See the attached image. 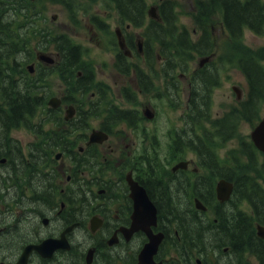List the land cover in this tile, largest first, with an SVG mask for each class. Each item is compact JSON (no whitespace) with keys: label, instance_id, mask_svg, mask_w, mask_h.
<instances>
[{"label":"flooded vegetation","instance_id":"flooded-vegetation-1","mask_svg":"<svg viewBox=\"0 0 264 264\" xmlns=\"http://www.w3.org/2000/svg\"><path fill=\"white\" fill-rule=\"evenodd\" d=\"M136 67L140 68L139 65ZM133 71L135 72L133 77H136L138 72L132 65L131 74ZM106 89L101 84V93L109 101L105 94ZM122 97L127 104H138L137 96H133L128 88L123 89ZM138 106L141 107L140 104ZM149 109L150 107L146 106L141 112L137 108H124L121 113L122 125L136 129L145 116H149ZM132 119H135L133 124ZM63 128L67 132H74L76 136L73 137L75 146L70 149L71 144L68 143L66 150L62 151L64 157L67 156L69 165L72 163L70 168L66 169L68 165L61 164V160H54L47 172L25 174L22 191H0V206L3 207V210L0 207V264H20L28 247H37L46 241H50V247L47 246L41 251L32 249L23 264H140V254L149 243V238L142 231L131 232L135 201L131 197L127 181L129 174H133V179L146 188L150 199L158 209V225L152 228L153 231L163 232L165 235L164 243L157 255L153 256L154 262L150 264H175L176 257L174 254L171 255L173 245L166 243V239L173 238V232L179 237V232L172 228V223L176 221L172 212L177 210L191 212L197 209L191 206L190 191L182 188L177 190V196L174 197L179 206L171 207L170 201L167 206V197L163 199L158 195L154 182L159 178H169L171 182L184 178V182H189L184 176L189 178L193 162L187 170L176 171V175L167 176L157 175L150 169L151 165H148L149 169L145 171L140 166L143 162H135L128 169L126 162L130 154L127 152V147L122 148L113 143L89 145L86 138L82 142L84 147L79 149L78 133L83 134L85 131L89 134L86 131L89 129L93 131L94 128L79 126ZM116 128L118 126L106 125V123L100 125V129L108 134L114 133ZM33 134L36 139L40 137ZM44 139L47 140V137ZM13 141L10 132L2 136L0 131V151H7L2 155L0 153V164L2 159H8L13 155L9 153ZM23 145L27 152L25 161L32 163L34 156L42 154L35 152L36 144ZM139 156L142 159H149L144 158V154ZM180 161L186 159L177 155L173 165ZM43 168H47V165L43 164L40 170ZM237 202L235 198L229 202L230 206L227 205L228 202L221 203L220 206L210 208V213L196 214V219L206 224L211 220L212 214H216L213 220L223 225L232 214L239 213ZM11 206L13 208H10ZM33 222L45 230L53 222H57V226L51 231L36 233L31 226ZM188 229L184 228L186 232ZM94 230L97 231L93 232ZM81 232L89 234L90 239L82 240ZM253 242L250 241L249 244ZM245 246L242 249L235 248L232 255L234 257L236 254L240 255ZM226 253L228 255V250ZM194 254L192 250L186 251L184 264H195L194 260L197 264H205L204 255L202 262L198 261L200 253L193 257ZM215 254L220 255V250ZM235 264H238V257H235Z\"/></svg>","mask_w":264,"mask_h":264},{"label":"trees","instance_id":"trees-1","mask_svg":"<svg viewBox=\"0 0 264 264\" xmlns=\"http://www.w3.org/2000/svg\"><path fill=\"white\" fill-rule=\"evenodd\" d=\"M113 1L116 2L119 13L123 17L125 16L127 21L132 22L135 26L143 24L146 14L145 0ZM33 7L30 0H0V98L2 101L0 104V131L7 132L11 128L20 126L30 127L31 122L42 109L44 112H49L50 116L53 115V111L47 108L46 101L41 94V85L39 84L41 76L39 74L30 75L26 68L32 41L36 40L38 47L44 45V48L54 47L55 51L60 54L57 68L61 69L62 73L65 72V76L70 77L74 71L82 72V76L77 80L80 89H88L94 82L93 72L88 71V66L83 60L82 48L75 45L64 34L54 35L48 30L41 29L38 26V12ZM198 8L199 15L196 17V22L200 24L201 35L194 42L189 32L177 24L174 1L166 0L160 6V15L165 26L152 22L155 27L151 28V31L155 35L154 40L159 42L168 63L175 61L174 54L169 50L174 46L180 48L176 51V54L180 56L188 52H196L200 55H209L213 52L214 41L211 29L207 24L215 15H221L222 25L230 39L240 46L245 29L251 30L256 35L264 33V0H207L198 2ZM148 36L150 35L148 34ZM238 65L249 83L248 97L240 104V117L254 123L258 111L264 103V68L255 55L249 51L241 54ZM207 75H209L207 69H202L193 78V83L196 81L195 85L198 84V88L192 95L191 115L197 121L199 118L207 117L206 113L210 108L211 90L206 89L205 82L213 81V79L211 75ZM131 123H135V119H132ZM216 125L219 127L216 130V136L223 140L232 137L237 129L236 124L227 120L217 121ZM206 139L207 143H211L212 139L209 133ZM199 143L201 147L197 149V152L207 159L204 162V167L210 170L211 177H220L231 181L236 179V191L233 198L238 199L237 207L239 202L249 201L255 210V220L264 224V188L251 174V170L263 174L264 165L259 168L258 153L253 144L249 141H241L240 153L248 158V162L245 164L240 162L232 169L225 165L222 166L214 149L204 145L200 139ZM10 158L12 162L21 160L19 154ZM247 165H249L248 170H246ZM209 181L210 179L205 183V181L198 180L194 184L191 183V186L197 187V191L200 189V191L206 192V195L200 193L202 198H212L214 197V183ZM154 188L160 197L163 199L167 197V206L170 201L168 197L171 198L170 203L175 204L174 197L177 196V193L173 185L164 183L162 179H156ZM181 188L185 189V186H181ZM177 206H179L178 202L175 207ZM238 210L239 213L231 216L229 214L230 218L223 225L212 226L202 224L191 212L180 210L172 212L176 217L175 222L179 224L180 228H183L182 236L185 237L186 228L192 232L191 237L189 236L191 243L184 251L208 247L214 245L216 241L222 243L221 247H229L232 252L235 248L242 249L244 245L247 246L250 241L245 238H250V234L256 237L255 232L252 231L253 220L248 218L246 213ZM213 248L216 247L213 246ZM247 252L252 253L257 259L260 257V264H264V256L258 253L262 252V247L259 248L256 245V249H246L240 255L243 256ZM229 264H235L234 258Z\"/></svg>","mask_w":264,"mask_h":264},{"label":"rangeland","instance_id":"rangeland-1","mask_svg":"<svg viewBox=\"0 0 264 264\" xmlns=\"http://www.w3.org/2000/svg\"><path fill=\"white\" fill-rule=\"evenodd\" d=\"M160 1L161 0H147V10H149L151 7H156L158 10ZM175 1L177 2L179 25L181 27H187L189 32L195 36L194 38L198 37L197 34L194 33L195 29L199 31L195 20V16L198 15V10L196 7L198 0ZM68 2L71 3L70 10L66 6L62 5L58 0H41L37 4V9H39L40 13L43 14V18H45V20L49 23V27L54 32H65L75 41V43L80 44L84 48L86 62L89 63L92 72L95 74L96 85L90 90L88 94H85L84 96L74 92L77 102H72V104L83 109L89 108L92 102L101 98L98 94V89L102 84L107 88V98L109 101L106 99V102H112L115 106L127 109L137 108L141 112H143L146 106H149L155 112L156 116L153 120H148L145 118L136 129L126 128L125 126L120 125L115 129L114 133L109 139L108 143L117 144L122 148L127 147V152L130 154V157L127 158L126 162L128 169H130V166L135 162H143V165L140 166L145 169H149L148 160L142 159V157L139 156L140 154H144V158L151 159L150 163L154 164L155 166L157 164L159 169L164 171H171V167L173 165L172 160H174L177 155H181L187 160H195L198 163L195 152L184 148L182 142L178 145L177 149L179 150L176 151L173 159L171 158L173 155V140L176 137L174 133L178 129L181 130L184 125L182 118L184 117V114L187 110L188 96L190 94L189 78L199 68L200 61H202V59L206 56L190 53L185 55V60L188 62V69L185 71L182 68H178L175 71V76L179 83L178 85L180 89L178 92L179 95H176V99H174L175 95L171 96L167 93L165 81L162 77V62L157 56V49L154 50L155 59L157 58L155 72H150L146 64L144 43L143 39L141 38L142 29L134 28L132 26L129 29H126V25L129 24H124L122 26L119 22L115 5L107 0H68ZM54 15H56V17H54ZM73 15H75L76 19L72 18ZM92 16H97L96 18L99 17L104 22V24H106L105 27L99 28L95 26L91 22L93 18ZM147 22H149V20H147ZM208 23L209 27L211 28L215 50L213 52L214 57L209 61L210 63L207 66L208 69H214L217 66L220 75V83L213 91V103L210 115L211 119L209 120V123H203L200 129V134L202 136L204 135V129L213 132L212 123L215 119L230 114L232 110H234V108H236L238 105L237 93L233 90L234 87L238 89L241 97L242 95L245 96L247 93L248 83L238 65V60L241 54L245 51H249L255 55L256 59H258L264 67V34L257 36L250 30H245L240 46L229 39L227 33L222 27L220 16H212V19L208 21ZM117 30H119V34L128 48L130 39H132L134 43H136V41L137 43H141L142 55L130 47L129 50L133 52V55L127 60L129 64H137L143 68L145 72L150 73L154 83L153 91L143 93L140 91L142 90L139 87L141 85L138 84L132 74L125 76L120 74L117 67V55L120 53V47L117 44ZM31 50V55L33 57L35 66L37 68H41L42 70H47V68H44V64L42 65L40 61L37 60L38 54H51L56 59V55L54 54L55 52L49 50L43 51L40 46L38 47L36 45V42L31 44ZM51 50H53V48H51ZM219 58L223 59L222 64H220ZM205 64L206 63H204L203 66H205ZM44 83L47 86V94L49 96L48 99L52 97L63 98L64 95H68L66 86L59 75L51 74L49 77L45 78ZM124 88H128L130 92H134L136 94L138 98V104L125 103L126 101H124L122 97ZM74 95L69 93L70 98ZM139 104L141 107L138 106ZM65 111L66 110L64 108V115ZM237 113L238 110H235L230 117L237 118ZM259 116L260 118H264V104L260 108ZM104 117L105 116L101 114L98 118L92 119L90 122V128L100 129V125L103 120L102 118ZM57 129L58 128H53V130ZM253 129L254 127L249 122L239 117L238 137L224 144L220 141L215 144L220 159L226 162L230 158V164L231 161L234 163V155L231 154V152L234 151L236 155H240L238 150L240 147V141L242 139L250 140ZM90 131L92 130L89 129L86 132L90 133ZM84 133L85 131L83 132V137H79L78 141L84 138ZM12 136L21 144L37 141L31 131L23 128L15 130ZM73 137L76 136L73 135ZM73 137H70L71 140ZM71 140H69V142ZM82 146L83 144L80 141L78 147ZM23 152L24 154H27L25 150ZM59 152H62V150ZM263 160L264 158L259 156L260 163ZM61 164H67L68 168L66 169L70 168L68 159L66 157L61 159ZM49 165L50 164L47 165V168H45L43 172H47L51 168ZM191 169L192 173L189 174V178H185L189 179V181L196 182L199 179H203L197 177L209 176V172L205 169L200 168L198 172H193V166H191ZM2 172L7 174L5 170ZM159 175L167 176L165 172ZM167 179L169 178H164V180ZM174 182L179 186L185 184L184 178H180L179 181ZM262 184L264 185V179ZM190 197H193L191 191ZM8 199H10V197ZM242 206L243 210L251 212V208L248 206V204L245 203ZM0 207L1 210H3V207ZM10 208H13V206ZM35 224L36 223L32 224L31 226L36 233L39 231H51L57 226V222H53L51 223V226L45 230L44 228H41L40 225ZM188 231L189 236L191 237L192 232L190 230ZM189 236L185 235V238L189 243H191ZM253 238L254 236L250 234V238L247 237L245 240L253 241ZM81 239H90L89 234H84L81 232ZM221 245L222 243L220 241H216L214 243V246L218 248V250L222 249ZM207 249L212 250V246H208ZM204 252L206 253L208 264H229V262H232L233 258L235 261V257H238V260L243 258V256H240L239 254H236L234 257V255L231 253L229 255H225L224 253L217 255L214 252H212L213 254L211 257L208 255L207 250H204ZM171 255L174 256L172 253ZM195 256L196 255L194 254L193 257ZM198 258L202 260V255L200 254ZM214 258L217 260L215 262H211ZM247 258L245 260H247ZM248 259L250 260L251 264H258V261L253 256L249 255ZM260 259L261 258L259 257L258 260ZM194 263L196 264V260H194ZM175 264L181 263L176 260Z\"/></svg>","mask_w":264,"mask_h":264},{"label":"water","instance_id":"water-1","mask_svg":"<svg viewBox=\"0 0 264 264\" xmlns=\"http://www.w3.org/2000/svg\"><path fill=\"white\" fill-rule=\"evenodd\" d=\"M121 47H123V43L120 42ZM39 58L41 60L47 61L48 63H53V59L46 55H40ZM51 101V105L53 102H57L53 104L54 107H57L59 104L58 101ZM70 113V112H69ZM72 113L69 114L68 117H71ZM106 135L101 132H94L91 136V142H103L106 140ZM252 139L259 150L264 152V120L257 126V128L252 133ZM187 163H180L174 169L178 168H186ZM132 197L135 200V214H134V228L136 231L144 230L150 237V243L145 247L141 254V264H150L152 260V256L157 252L158 246L161 243L162 235L154 236L151 232V225L156 224V215L157 211L151 200L147 195V191L144 187L140 186L138 183L133 182L130 178H128ZM233 186L231 183L221 180L217 186V197L221 201H226L230 198L232 193ZM199 206V203H198ZM258 235L261 238H264V227H258ZM45 246H40L39 249H42ZM145 262V263H144Z\"/></svg>","mask_w":264,"mask_h":264},{"label":"bare ground","instance_id":"bare-ground-1","mask_svg":"<svg viewBox=\"0 0 264 264\" xmlns=\"http://www.w3.org/2000/svg\"><path fill=\"white\" fill-rule=\"evenodd\" d=\"M253 241H254L253 244H249V245L245 246V248L243 249V251L246 250V249H256V245H258L259 248L262 247V252H258V253L261 254L262 256H264V244H263V242L260 241L259 239H257L256 237L253 238ZM256 241H257V243H255ZM189 244L190 243L184 237L183 242H182V245L183 246H187ZM259 261H261V259Z\"/></svg>","mask_w":264,"mask_h":264}]
</instances>
